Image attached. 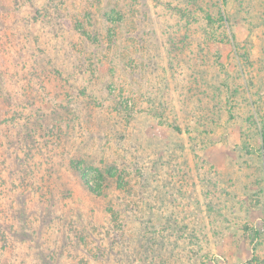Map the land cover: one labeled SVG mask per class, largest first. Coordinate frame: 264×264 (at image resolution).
I'll return each instance as SVG.
<instances>
[{
  "label": "rangeland",
  "instance_id": "rangeland-1",
  "mask_svg": "<svg viewBox=\"0 0 264 264\" xmlns=\"http://www.w3.org/2000/svg\"><path fill=\"white\" fill-rule=\"evenodd\" d=\"M0 264H264V0H0Z\"/></svg>",
  "mask_w": 264,
  "mask_h": 264
},
{
  "label": "trees",
  "instance_id": "trees-1",
  "mask_svg": "<svg viewBox=\"0 0 264 264\" xmlns=\"http://www.w3.org/2000/svg\"><path fill=\"white\" fill-rule=\"evenodd\" d=\"M85 183H86V186H87V188L89 189V191L94 193L95 190H93V189L88 185L87 181H85ZM55 185L57 186V184H55ZM50 192H51V194H50L49 196H47V195L43 192V193L40 195L39 199H38L34 204L37 205L38 207L47 208V209H49V207H52V206L55 204V194L52 195V193H54L53 190H51ZM66 195H68V194H66ZM53 196H54V197H53ZM22 199H23V198H19V202H18V204H19V206H20L21 208L18 210V212H19V213H22V214L25 216V215L27 214V207H26V203H27V201H25V200L23 201ZM42 214H43V213H42ZM46 220L49 221V220L47 219V217H43V216H42V220H41V222H40L41 225H42L43 223H45ZM9 229L12 230V227H9ZM25 237H26V235H21V234H20L18 238H20V239H25Z\"/></svg>",
  "mask_w": 264,
  "mask_h": 264
}]
</instances>
